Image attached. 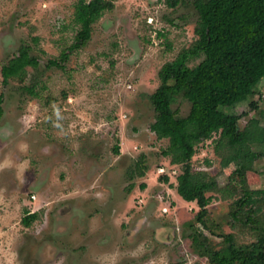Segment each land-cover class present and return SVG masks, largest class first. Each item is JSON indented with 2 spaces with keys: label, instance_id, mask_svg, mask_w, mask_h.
Here are the masks:
<instances>
[{
  "label": "rangeland",
  "instance_id": "1",
  "mask_svg": "<svg viewBox=\"0 0 264 264\" xmlns=\"http://www.w3.org/2000/svg\"><path fill=\"white\" fill-rule=\"evenodd\" d=\"M77 1L0 0V69L23 44L39 60L23 81L11 79L5 88L0 74V264H209L191 247L194 230L216 247L226 234L236 245L254 242L259 231L230 212L240 194L264 189V157L238 174L235 162L221 166L212 141L217 134L197 145L192 168L236 189L226 199L207 193L210 234L194 220L196 203L176 193L180 167L161 155L169 139L149 128L159 70L195 42V0L174 8L165 0H111L86 45L69 52L63 69L47 67L73 42ZM172 108L185 116L189 104L178 96ZM222 109L235 114L239 129L253 118L262 124L264 78L253 95ZM27 212L38 215L30 226L21 221Z\"/></svg>",
  "mask_w": 264,
  "mask_h": 264
},
{
  "label": "trees",
  "instance_id": "2",
  "mask_svg": "<svg viewBox=\"0 0 264 264\" xmlns=\"http://www.w3.org/2000/svg\"><path fill=\"white\" fill-rule=\"evenodd\" d=\"M168 7H176L180 0H165ZM198 19L194 28L195 42L183 49L172 61L163 64L158 72L160 85L149 95L155 111L150 131L157 139H169L161 151L170 163L180 167L176 176V192L186 202H195L198 211L194 220L213 234L206 222L207 206L212 200L208 192L232 198L236 189L220 187L205 171L192 168L191 159L199 143L212 138L214 151L222 167L235 162L236 172L252 169L256 159L264 157L261 151L248 150L247 146L264 144V121L250 119L239 129L235 114L222 108H233L243 96H251L264 78V0H195ZM113 7L111 0H78L74 5V23L78 25L72 44L61 53L59 60L47 62V67L63 69L69 52L81 49L90 38L91 27L106 11ZM34 40H37L36 38ZM32 47L21 45L16 54L2 65L1 85L5 88L11 79L23 81L27 67L37 69L39 60L31 54ZM201 58L191 66L189 60ZM32 97H39L33 86L24 87ZM189 104L187 115L180 116L173 109L177 97ZM251 106L256 108V103ZM3 94H0V120L3 116ZM119 154V146L112 148ZM136 162L139 175L145 174L141 159ZM145 185H141L144 188ZM264 189H253L233 202L232 220L253 224L256 240L236 245L232 234L223 236V245L216 247L210 236L194 230L190 234L191 247L209 264H264ZM37 213H26L22 224L30 226Z\"/></svg>",
  "mask_w": 264,
  "mask_h": 264
},
{
  "label": "crops",
  "instance_id": "3",
  "mask_svg": "<svg viewBox=\"0 0 264 264\" xmlns=\"http://www.w3.org/2000/svg\"><path fill=\"white\" fill-rule=\"evenodd\" d=\"M146 176H147V179L146 180H148V179H150L152 176H151V174H150V172L148 173H146ZM150 184L148 183V187H146L145 189H146V191H149L150 189ZM177 193V192H176ZM181 198V197H180ZM182 199V198H181ZM139 202H143V200H139ZM186 202V201H185ZM187 203H191V202H187ZM163 208H166V207H163Z\"/></svg>",
  "mask_w": 264,
  "mask_h": 264
},
{
  "label": "built area",
  "instance_id": "4",
  "mask_svg": "<svg viewBox=\"0 0 264 264\" xmlns=\"http://www.w3.org/2000/svg\"><path fill=\"white\" fill-rule=\"evenodd\" d=\"M148 22H150V23H151V22H152V21H151V19H149V21H148ZM158 170H159V172H163V169H162V168H159ZM166 210H167L166 208H163V211H164V212H165Z\"/></svg>",
  "mask_w": 264,
  "mask_h": 264
}]
</instances>
